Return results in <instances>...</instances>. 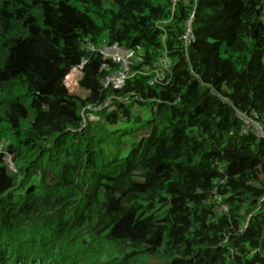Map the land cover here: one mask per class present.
Instances as JSON below:
<instances>
[{
  "label": "trees",
  "instance_id": "16d2710c",
  "mask_svg": "<svg viewBox=\"0 0 264 264\" xmlns=\"http://www.w3.org/2000/svg\"><path fill=\"white\" fill-rule=\"evenodd\" d=\"M0 264H264V0H0Z\"/></svg>",
  "mask_w": 264,
  "mask_h": 264
},
{
  "label": "rangeland",
  "instance_id": "374dc122",
  "mask_svg": "<svg viewBox=\"0 0 264 264\" xmlns=\"http://www.w3.org/2000/svg\"><path fill=\"white\" fill-rule=\"evenodd\" d=\"M105 56L108 58H115V63L119 65V71L117 72L115 76V80H120L123 76H120V74H123L125 76L126 72L128 71V67L131 65L132 60L128 59L127 53L121 51V50H113V49H105L104 50ZM73 74L69 77L67 80V87L70 90L71 93H75L77 95H84V92L82 89L79 88L78 82L81 78V74L79 75ZM115 75V74H114ZM91 120H98L97 115H92Z\"/></svg>",
  "mask_w": 264,
  "mask_h": 264
},
{
  "label": "built area",
  "instance_id": "2783aa9c",
  "mask_svg": "<svg viewBox=\"0 0 264 264\" xmlns=\"http://www.w3.org/2000/svg\"><path fill=\"white\" fill-rule=\"evenodd\" d=\"M109 49H113V50H121L118 46H116V45H114V46H112L111 48H109ZM105 50V49H104ZM104 50H103V52H102V54L104 55V58H106V59H110L112 62H114L115 63V58H108V57H106L105 56V53H104ZM121 51H123V50H121ZM123 52H125V53H127V58L128 59H130V60H133L134 59V55H133V53L132 52H126V51H123ZM128 70H129V67H128ZM128 72V71H127ZM126 72V73H127ZM77 73H79V75L81 74V67L80 68H76V69H73L72 71H71V73L68 75V77H67V79H66V81H65V85H66V87L68 86L67 85V80L69 79V77L70 76H72L73 74H77ZM116 74H118V73H116ZM116 74L115 75H113L111 78H109L108 79V82L110 83V84H112V85H114L115 87H118V86H120L122 83H123V81H124V78H125V76L123 75V74H120V76H123L119 81L118 80H115V76H116ZM78 75V76H79ZM126 75V74H125ZM68 88V87H67ZM69 90V89H68ZM112 110H114V108L113 107H110V111H112ZM239 118L241 119V120H243L245 123H248L249 122V120L246 118V117H244V116H239Z\"/></svg>",
  "mask_w": 264,
  "mask_h": 264
},
{
  "label": "clouds",
  "instance_id": "9594fccd",
  "mask_svg": "<svg viewBox=\"0 0 264 264\" xmlns=\"http://www.w3.org/2000/svg\"><path fill=\"white\" fill-rule=\"evenodd\" d=\"M69 91H70V90H69ZM112 111H113V110H112ZM110 112H111V111H110ZM91 116H92V115H89V119H90V120H91Z\"/></svg>",
  "mask_w": 264,
  "mask_h": 264
}]
</instances>
